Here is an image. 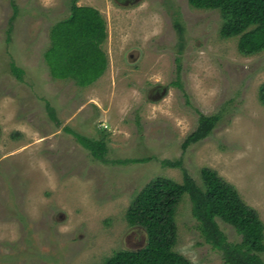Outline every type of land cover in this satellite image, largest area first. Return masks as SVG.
<instances>
[{
  "label": "rangeland",
  "instance_id": "374dc122",
  "mask_svg": "<svg viewBox=\"0 0 264 264\" xmlns=\"http://www.w3.org/2000/svg\"><path fill=\"white\" fill-rule=\"evenodd\" d=\"M78 4L96 7L107 28V69L84 87L55 78L45 59L70 0H0V264H104L144 246L145 231L126 220L131 200L155 177L182 182L184 169L199 185L201 169H215L264 223V49L241 53L238 36L221 35L219 10L188 0ZM200 113L220 119L183 148ZM76 134L103 139L105 159ZM175 220L176 252L224 264L188 195Z\"/></svg>",
  "mask_w": 264,
  "mask_h": 264
},
{
  "label": "trees",
  "instance_id": "16d2710c",
  "mask_svg": "<svg viewBox=\"0 0 264 264\" xmlns=\"http://www.w3.org/2000/svg\"><path fill=\"white\" fill-rule=\"evenodd\" d=\"M188 2L195 8L219 10L221 35L238 36L241 53L254 54L264 49V0ZM50 32L51 46L45 53V59L55 78H71L84 87L104 74L108 66V56L103 48L107 28L96 7L70 0L68 15L55 23ZM13 71L22 79L21 68L13 66ZM175 84L180 85L178 81ZM259 99L264 105V82L259 88ZM49 108L50 112L54 111ZM219 119V114L200 113L197 128L184 139L182 147L207 137ZM76 137L94 158L105 159L107 146L103 139L81 134H76ZM168 163L179 165L177 162ZM200 175L202 185L185 169L182 182L158 176L145 184L126 210L129 226L141 227L145 231V245L136 249H120L104 264H194L174 250L178 234L176 211L184 195L190 198L196 228L205 242L221 252L224 264H264V223L257 210L247 204L238 189L215 169L203 167ZM218 219L233 226L241 240L231 242Z\"/></svg>",
  "mask_w": 264,
  "mask_h": 264
},
{
  "label": "flooded vegetation",
  "instance_id": "af4514ba",
  "mask_svg": "<svg viewBox=\"0 0 264 264\" xmlns=\"http://www.w3.org/2000/svg\"><path fill=\"white\" fill-rule=\"evenodd\" d=\"M122 1L124 2L125 0H122ZM126 2H127V4H132V3H135L136 0H126Z\"/></svg>",
  "mask_w": 264,
  "mask_h": 264
}]
</instances>
